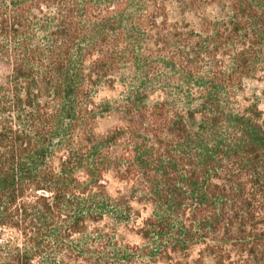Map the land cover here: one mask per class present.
Instances as JSON below:
<instances>
[{
	"label": "trees",
	"instance_id": "trees-1",
	"mask_svg": "<svg viewBox=\"0 0 264 264\" xmlns=\"http://www.w3.org/2000/svg\"><path fill=\"white\" fill-rule=\"evenodd\" d=\"M248 82L264 0H0V264H264Z\"/></svg>",
	"mask_w": 264,
	"mask_h": 264
},
{
	"label": "rangeland",
	"instance_id": "rangeland-1",
	"mask_svg": "<svg viewBox=\"0 0 264 264\" xmlns=\"http://www.w3.org/2000/svg\"><path fill=\"white\" fill-rule=\"evenodd\" d=\"M99 98L103 97H112L114 96V92L110 90H102L98 94ZM244 96L247 97L249 100L256 102L258 107L264 112V84L263 83H257V82H248L245 86L244 90ZM96 132L97 133H104L111 129L115 125V119L112 117H103L102 119L98 120L96 122ZM106 179L108 181V192L112 197L117 196V192L122 189V184L115 180L113 177V174L110 173L106 176ZM126 216H132V214H126ZM111 222L107 223H101L98 225V228L101 230H108L111 228ZM129 228V227H128ZM126 227V223H121L119 227L116 229V235L120 239H123V241L128 242H136L138 239L134 235H132ZM94 231V229L91 228V232Z\"/></svg>",
	"mask_w": 264,
	"mask_h": 264
}]
</instances>
